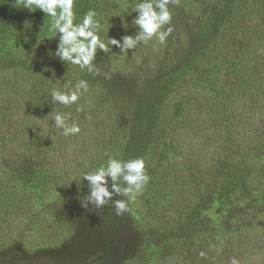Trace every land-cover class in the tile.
I'll list each match as a JSON object with an SVG mask.
<instances>
[{
	"label": "trees",
	"instance_id": "trees-1",
	"mask_svg": "<svg viewBox=\"0 0 264 264\" xmlns=\"http://www.w3.org/2000/svg\"><path fill=\"white\" fill-rule=\"evenodd\" d=\"M188 1L169 5L172 21L164 29L173 31L166 44L153 37L122 51L123 38L140 31L135 8L141 0H74V23L91 10L101 25L93 30L101 39L106 33L108 50L97 49L89 72L60 57L47 59L60 41L49 31L52 18L23 8L21 0H0V243L15 231L21 241L1 245L0 261L264 264V218L254 219V204L263 202L250 180L258 168L249 167L264 163V0H197L214 1L202 15ZM246 45L253 47L250 56L243 54ZM242 55L249 58L244 65ZM203 60L206 72L228 69L231 90L255 97L249 131L260 157L234 162L230 152L211 151L224 135H209L210 127L194 117L202 110L207 116L208 106L189 91L206 81ZM80 80L88 91L74 104L52 101L54 89L68 92ZM215 94L217 105L222 94ZM57 113L80 132L63 135L55 127ZM3 142H22V148L8 150ZM111 159H143L150 179L133 201L115 193L105 176L111 198L96 207L84 177L106 169ZM72 163L81 171L73 172ZM13 188L20 196L7 199ZM115 200L127 204L120 215ZM33 232L41 243L32 248Z\"/></svg>",
	"mask_w": 264,
	"mask_h": 264
},
{
	"label": "clouds",
	"instance_id": "clouds-1",
	"mask_svg": "<svg viewBox=\"0 0 264 264\" xmlns=\"http://www.w3.org/2000/svg\"><path fill=\"white\" fill-rule=\"evenodd\" d=\"M22 6L29 11L40 10L46 16L52 18L49 31L60 34V44L58 45L57 55L65 62L79 66L81 69L93 71V60L97 49L107 51V45L101 41L99 35L93 30L101 27L99 21L95 19L96 13L88 11L82 22L74 23L75 14L73 12L74 0H21ZM170 4H175V0H141L136 5L135 11L138 14L135 24L140 29L135 39L131 37L123 38L122 51L133 49L140 42L147 43L153 37L161 44L167 42V38L172 33L173 28L164 26L170 25L172 12ZM110 44L119 47L116 40L109 41ZM88 91V84L84 80L76 83L74 89L68 92L54 89L51 93L52 101L61 105L74 104L82 94ZM68 115L57 113L54 116V123L57 129H63V135H75L80 132L77 124L71 126L66 124ZM105 176H110L113 180V191L118 195L126 196L135 200L150 177L145 171L143 159H135L127 162H120L114 159L109 160L107 168L101 167L93 175H86L92 185V191L88 197L89 202L96 207L104 206L111 198V193L102 185L106 182ZM126 185L121 187L117 181L121 180ZM116 214L120 215L127 210L124 200L113 201ZM83 206V205H82ZM201 257L205 256L200 252ZM231 264H238L237 260L232 259Z\"/></svg>",
	"mask_w": 264,
	"mask_h": 264
},
{
	"label": "rangeland",
	"instance_id": "rangeland-1",
	"mask_svg": "<svg viewBox=\"0 0 264 264\" xmlns=\"http://www.w3.org/2000/svg\"><path fill=\"white\" fill-rule=\"evenodd\" d=\"M197 0H189L188 3L190 5L189 8H196L197 12L202 15L203 13H206L207 10L209 8H212L214 5V1L210 2V1H201V2H195ZM190 9V10H191ZM191 19L195 22L196 20H198V18H195V15H190ZM105 31V30H104ZM106 37V33L102 34V39L101 41L104 42ZM60 42V41H59ZM53 46L50 50L51 54L49 56V54H47V59L48 60H52L51 58H59V56L56 54L57 53V49H58V45ZM245 50L246 52L243 54H247L249 55L251 53V51L253 50V47L251 45H246L245 46ZM247 55H242L240 57V61L243 62V65L247 62V60L249 59L247 57ZM250 56V55H249ZM231 57V56H230ZM37 60H40L39 58H37ZM227 61H229V59H226ZM32 64H34L33 62H31ZM207 65V61L203 60V62L201 63L199 69L202 71H200V73H205L206 75V81H203V85H197L195 88H200L203 86V90H197V89H191L189 90L190 92L194 93L191 94V97H193V100H202L204 103L206 101V105L208 106V114L206 116V114L202 111L199 112H195L194 113V117L197 119H202V124L204 123L205 125H208V127H210V130L208 131L209 135H214V134H222L224 135V140L223 142L219 145V147H216L215 150H211L212 152L214 151H219V154H223V153H228L230 152L232 159L234 160V162H236L238 159L243 158L246 162H249L251 160H253L256 157H260L258 155V153L261 151L259 150H255V141L254 140H258V139H254V133L250 132V128L252 123L254 122L255 118H254V112L250 109L251 104H253V99H255V97L253 95H251L250 97L246 98L243 97L242 95L238 94L236 91L231 90L232 86L230 85V81L227 80L225 73L227 72V68L223 69L222 73L219 74H212L210 72H206L205 69H203L204 66ZM199 72V71H198ZM218 76V77H217ZM219 79L223 81L224 85H221L219 82ZM179 87L181 85H178ZM183 86V85H182ZM178 87V88H179ZM228 91H224V89H226ZM180 89H183L182 87ZM217 89H219L220 93L222 95H218V100L217 101V105H215V103L213 102V99L215 98L216 94L215 92L217 91ZM185 90V89H183ZM187 92V91H186ZM0 116L3 113V108H0ZM204 118V119H203ZM17 125H19V123H16L14 128L15 130L17 129ZM213 127V128H211ZM5 136V134L3 135ZM17 136V135H16ZM23 138V136H18V139ZM187 138H190V136H186L185 140ZM0 141L2 143L1 137H0ZM4 141V140H3ZM7 142V141H6ZM5 142V143H6ZM4 143V142H3ZM4 143L3 146H5L6 149L11 150V149H17L20 150L22 147V142H15L13 143V145L11 147L6 146ZM252 149L251 152H249V149ZM86 158V157H83ZM77 164V163H74ZM73 165L72 171L73 172H79L81 171L80 166L81 165ZM0 165H2V161L0 160ZM264 163L261 162V160L256 161V163L249 165V167L251 168H258V171L254 172L253 174H251L250 176V180L252 182V184L255 187V190L260 192V200L261 202H263L262 204H254L255 210H257V214L255 216L254 219L263 217L264 218V182H259V180H263V176H264V168H263ZM66 168H64V170L66 171ZM146 173L147 170L145 169ZM6 189V188H4ZM34 192H31V197H33ZM14 196H20L18 189L13 188L10 190L9 193H7L6 198L7 199H11ZM25 223V222H24ZM26 224V223H25ZM246 225L249 226L250 222L247 220ZM39 231H41V226L38 227ZM37 230V229H36ZM5 230L1 229L0 233H4ZM8 233V232H7ZM32 235H34L33 238H31L32 242L29 241L27 243V245L33 247H36V245L38 244L37 242H39V236L38 233L34 232L32 233ZM129 236H131V233L129 234ZM14 239V241L17 242H21L20 241V237L18 235V233H16V231L14 232V234L9 235L8 237L4 238L2 240V243H0L1 245H4L5 243L8 242V244H12L14 242H12ZM126 240H128L127 238H124ZM129 241V240H128ZM41 243V242H39ZM6 260V259H4ZM0 261V264H14L12 261L6 260V261ZM12 262V263H11Z\"/></svg>",
	"mask_w": 264,
	"mask_h": 264
}]
</instances>
